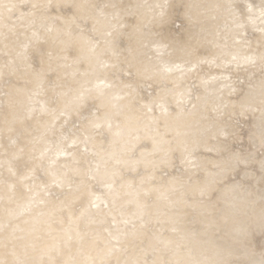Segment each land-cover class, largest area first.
Instances as JSON below:
<instances>
[{"label": "bare ground", "instance_id": "obj_1", "mask_svg": "<svg viewBox=\"0 0 264 264\" xmlns=\"http://www.w3.org/2000/svg\"><path fill=\"white\" fill-rule=\"evenodd\" d=\"M263 86L264 0H0V169L20 154L1 150L50 128L4 167L0 264L263 262ZM199 148L224 170L196 176V195L180 171ZM233 153L242 163L223 168ZM235 193L253 215L237 228L260 227L233 236L240 252L214 217Z\"/></svg>", "mask_w": 264, "mask_h": 264}, {"label": "water", "instance_id": "obj_2", "mask_svg": "<svg viewBox=\"0 0 264 264\" xmlns=\"http://www.w3.org/2000/svg\"><path fill=\"white\" fill-rule=\"evenodd\" d=\"M179 22L181 23V22H183V20H182V18L181 19H179ZM177 26H181V25H177ZM245 79V78H244ZM239 83V82H238ZM238 83H236V84H238ZM236 84H235V86H236ZM239 84H241V83H239ZM241 86V85H240ZM262 86V85H261ZM248 87V86H247ZM262 89V88H264V86L263 87H259L258 88V90L259 89ZM255 90H257V88L255 89ZM253 91V90H252ZM261 91H257V93H260ZM236 93H239V90H237L236 89ZM264 94V90H262V92H261V94L259 95V96H262ZM252 96V95H251ZM223 97H224V94H223ZM231 97V96H230ZM260 98V100H264V96L263 97H259ZM222 99V98H221ZM230 100V99H229ZM223 103H222V105H224L223 107L225 108V109H228V106L229 105H231L230 104V102L228 103L227 102V100H225V99H223ZM228 103V105H226ZM263 103V102H262ZM219 104V103H218ZM3 107H5V105H2L1 106V110H2V108ZM249 107L250 106H244V109H245V111H247L248 109H249ZM237 108V107H236ZM262 108V107H261ZM261 113V114H260ZM253 115H255V116H251V114H250V116H251V118L252 119H254V121H256V122H258L259 123V125H260V127L262 128V127H264V108H262V109H260V112H256L255 114H253ZM210 116H212V114L210 115ZM215 116H213L212 117V119H210V118H208L209 119V122L211 121V120H214V122H212V123H210V127L211 128H208V126H206V130H204V131H207L208 129H212V128H214L215 127V123L218 121L216 118H214ZM240 120V119H239ZM216 121V122H215ZM225 122H226V125H227V123H229L230 124V128H232V129H226V126L223 128V127H220V129H219V131H221L223 134L222 135H226V134H230L231 132H233V131H236V129H237V126H239L238 128H243L245 125L244 124H241L240 122L238 123V125H235V124H232V122L231 121H229V119H225L224 120ZM202 122H203V124L200 126V123H199V125L198 126H200L198 129H197V132H199L201 135H203V136H201L200 137V141H201V143L203 144L204 143V138H206V134L205 133H203V132H200V130L201 129H203L204 127H205V125H206V123H205V120H204V118H203V120H202ZM31 125H33V123H30V126ZM234 126V127H233ZM197 128V127H196ZM35 129V132H36V128H34ZM33 129V130H34ZM38 131H39V129H38ZM43 133V135H44V137H45V135L47 134V133H49L50 132V128L49 129H47V130H45V131H42ZM23 134V133H22ZM191 134V133H190ZM40 135H41V133H40ZM43 135H41V136H38V141H43L45 138L44 137H42ZM231 135V134H230ZM22 136L23 135H20V137L19 138H17V140L14 142V143H11L8 147H11V148H16V147H18V142L21 140V138H22ZM219 137H221V136H219ZM264 137V136H263ZM206 139H211V137L210 138H206ZM188 141H189V143H195V140H193V141H190V138H188L187 139ZM259 140V139H258ZM249 141V140H248ZM264 141V140H263ZM198 142V141H197ZM199 143V142H198ZM240 143H241V145H245L246 143H247V140H245V141H240ZM196 145H197V143H196ZM223 147V146H222ZM222 147H221V149H222ZM225 148V147H224ZM242 150H244L243 149V147H242ZM194 152H193V154H195V155H193V154H191V155H193V156H191V155H188L187 157H190L191 156V159H188V169L186 170H184V169H182L181 168V174L182 175H185V178L182 180L183 181V183H182V186H184V188L186 189V190H190V191H192L194 194L196 193V195H198L199 194V191H198V189H199V187L198 186H196L195 184L197 183V181H195L194 182V178L196 177V176H202L203 178H205V177H207L208 176V174H212L210 177H218L221 173L223 174V170L224 169H222V167H221V164L219 165V164H217V162H215V167H213L212 166V164H214L207 156H212L215 152H214V150L213 151H211V150H205V148H199V149H196V150H193ZM207 151H209V152H207ZM202 155V156H201ZM216 154H214L213 156H215ZM243 155L242 154H235V153H233L231 156H229V158L230 159H228V155H226L225 156V158L223 159V160H226L227 159V161H224V163L222 164L223 166H226V167H223V168H226L227 169V167H228V169H229V167H231V166H229V164H228V162H230V161H232V165L233 164H236L237 166H239L242 162H241V157H242ZM192 157H194V158H192ZM234 160H237V162H235ZM250 160V159H249ZM198 162H201V163H198ZM248 162V161H247ZM250 162H252V161H250ZM250 162H248V163H250ZM251 164H253V163H251ZM209 168L211 169V168H213L214 170L215 169H217L216 171H209ZM222 169V170H221ZM198 170V172H196ZM207 175V176H206ZM189 177V178H188ZM208 178V177H207ZM223 178H224V176H223ZM216 180H218V178L216 179ZM222 183V182H220V181H218L217 182V184L220 186V184ZM206 185V184H205ZM252 185H254V183H252ZM218 186V187H219ZM216 189V188H215ZM260 189H261V191H264V182H260V188H259V191H260ZM212 190H214V188L212 189ZM205 192L206 190H202V192ZM189 193V192H188ZM203 195V194H202ZM235 195H236V199H234L233 198V196L231 195V197H230V199H226V202H225V204H224V206L227 208L226 209V212L225 213H223V209L221 208L220 210L218 209L217 210V212H216V216H214V217H217L218 216V218H220V216H224V217H226V219H225V221H228L227 223V226H229L228 227V229L230 230V233H231V235H230V233H228V235L226 236V237H224V239L223 238H221V239H223L224 240V243L227 245V247H229V246H235L236 247V251L237 252H240V243L242 242V240H240V241H237L233 236H236V235H239V237L242 235H246L247 236V234H249V233H247V232H245V231H247V229H248V227L250 228L251 226H253L252 227V231H254V232H256V231H258L257 229H260V227L259 228H255V226L254 225H249L248 224V222L247 223H245V229H243L242 230V228L240 229V228H237L238 227V223H239V217H240V215H242L245 219L246 218H248V217H252L253 215H252V213L251 212H247L248 210H247V208L249 207V205H248V202H246V200H248V197L245 195V194H237V193H235ZM188 197V196H187ZM262 197V198H261ZM258 196V198H259V200H258V202H260V203H258V205L254 202L253 204H252V207H253V213H257V215H258V217L259 218H261V217H263L264 218V195H262V196ZM189 198H191L190 196H189ZM227 200H229L228 202H227ZM260 200H262V201H260ZM220 200H218V202H219ZM250 201H254V199H252V200H250ZM220 203H222L221 201H220ZM260 204V205H259ZM250 207H251V205H250ZM249 207V208H250ZM196 208H194L193 210H192V214H193V216L196 214L195 212H194V210H195ZM214 210H216V207L214 206ZM206 211V210H205ZM191 214V213H190ZM194 218V217H193ZM190 219V223H192L191 222V220L193 221V219H192V217H190L189 218ZM215 219H217V218H215ZM189 223V224H190ZM188 224V223H187ZM203 224V221H201V222H199V224H198V226H204V225H202ZM263 224H264V222H263ZM226 226V227H227ZM264 226H261V228H263ZM193 228V227H192ZM233 228H234V230H233ZM236 228H237V231H235L236 230ZM229 232V231H228ZM234 232V233H233ZM236 232V233H235ZM247 233V234H246ZM249 236V235H248ZM242 239V238H241ZM259 243H260V246H261V251H262V253H264V250H263V246H264V244H262V240H259ZM232 247H230V248H232ZM233 254H235V252H232ZM242 253H245L244 251H242ZM226 255H228V253L226 254ZM230 256V255H229ZM251 256H252V258H251ZM233 257H234V259H233V262H235V261H237V259H238V256H235V255H233ZM242 257H244V256H242ZM264 257V256H263ZM254 259H256V257H254L253 255H250V258H249V262L248 263H254ZM257 259H260V258H257ZM263 260H264V258H263ZM234 264V263H233ZM257 264H264V261L262 262V260H260V261H258V263Z\"/></svg>", "mask_w": 264, "mask_h": 264}, {"label": "rangeland", "instance_id": "obj_3", "mask_svg": "<svg viewBox=\"0 0 264 264\" xmlns=\"http://www.w3.org/2000/svg\"><path fill=\"white\" fill-rule=\"evenodd\" d=\"M231 101V100H230ZM261 101H263V100H261ZM229 102V101H228ZM226 105H228V103L226 104ZM230 128V126L229 125H226V129H229ZM240 134H241V131H240V129H237L236 130V132H235V135L236 136H240ZM235 136V137H236ZM5 138V140L7 139V136H5L4 137ZM236 138H239V137H236ZM37 140L36 139H33L31 142H27V143H25V144H23L22 146H18V147H16V148H11V147H7V150H1V154H3V155H5V156H3V158L4 159H6L10 154H11V150H14V149H19V155L16 157V159L15 158H13V160H12V157L10 156V159L9 160H6L5 162H4V164H1V169L0 170H2L3 169V171L1 172L0 171V177H3V178H0V179H4L5 178V175H4V173H5V171H4V167H5V165L7 164H12L16 169H17V164L18 163H21L22 161H23V158H25V156L28 154V153H36V152H38V145L41 143L40 141H38V143L36 142ZM34 142H36L37 144H34ZM40 142V143H39ZM32 144H34V146H32ZM5 145V144H4ZM224 148V147H223ZM222 148V149H223ZM223 151H224V155H225V151H227V148H224L223 149ZM221 158V157H220ZM219 157H218V159H220ZM224 158H225V156H224ZM3 159V160H4ZM15 159V160H14ZM9 161H12V162H9ZM213 163H214V166L213 167H215V162L214 161H212ZM20 200V199H19ZM228 221H226V225H225V230L223 231V233L222 234H224V236H223V238L224 237H226L228 234H227V232H228V226H227V223ZM227 226V227H226ZM250 248H252V247H250ZM263 250H264V247H263ZM254 252V250L252 251V253ZM255 253V252H254ZM262 253V252H261ZM253 256H256V255H254V254H252ZM262 256H264V253H262ZM263 258V257H262ZM248 264H252V263H248Z\"/></svg>", "mask_w": 264, "mask_h": 264}]
</instances>
